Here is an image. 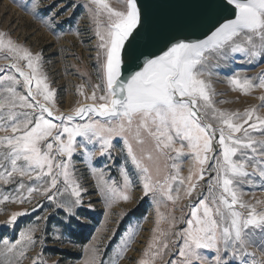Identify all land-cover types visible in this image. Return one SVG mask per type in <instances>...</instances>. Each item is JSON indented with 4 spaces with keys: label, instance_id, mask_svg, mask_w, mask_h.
I'll return each instance as SVG.
<instances>
[{
    "label": "snow or ice",
    "instance_id": "obj_1",
    "mask_svg": "<svg viewBox=\"0 0 264 264\" xmlns=\"http://www.w3.org/2000/svg\"><path fill=\"white\" fill-rule=\"evenodd\" d=\"M117 2L119 9L108 0H70V7L69 0L30 4L29 10L53 30L78 8L86 10L94 25L100 83L85 96L91 103L68 113L55 106L56 90L41 70L42 53L5 40L0 32V49L15 61L0 66V130L5 133L0 136V182L13 185L15 192L0 204L41 197L54 209L45 221L63 213L58 230L63 240L65 231L87 222L85 209L93 208L91 199H83L88 190L69 171L68 160L79 150L111 161L96 173L109 208L130 199L132 177L142 185L143 198L155 201L154 235L137 264H155L165 256L164 264H264V200L243 199L245 185L259 180L264 188V115L259 112L264 96L259 106L243 112L221 110L214 106L217 93L208 78L211 68L232 71L237 60L264 61V0ZM66 9L67 15L58 19ZM19 61H26L29 70ZM8 70L22 81L5 75ZM228 83L241 92L264 89V71L254 78L233 72ZM184 155L191 158L186 177L177 162ZM119 159L124 161L119 166L122 187L110 176L105 180V171ZM182 198L189 212L182 210L179 218L169 213L168 227L162 228L166 217L160 205L175 206ZM37 205L43 208L41 200ZM28 214L12 212L0 222V228L15 234L11 240L0 235L6 257L0 264H21L27 249L35 246L38 221L19 228L20 218ZM39 241L43 245V235ZM258 242L259 257L249 250ZM86 252L84 264H104L95 245ZM32 264L45 262L38 254Z\"/></svg>",
    "mask_w": 264,
    "mask_h": 264
},
{
    "label": "rangeland",
    "instance_id": "obj_2",
    "mask_svg": "<svg viewBox=\"0 0 264 264\" xmlns=\"http://www.w3.org/2000/svg\"><path fill=\"white\" fill-rule=\"evenodd\" d=\"M31 2L32 0H0V32L5 33L4 39H11L33 53H42L41 70L47 77L46 82L50 89L56 90L54 103L60 112H69L78 107L80 103L91 102L85 100V96L91 95V85L100 83V77L97 75L95 61L97 37L88 13L84 8H78L70 20L55 26L53 30L29 10ZM49 2L50 0H40L41 4ZM76 2L86 3L87 0H76ZM108 2L117 9L121 7L117 0H108ZM67 11L66 9L62 12L58 19H63ZM100 21L104 23L106 17L101 16ZM210 59L212 64L217 63L215 58ZM13 62L15 61L8 56L6 50L0 49V66ZM220 63L223 64V61ZM19 64L25 71L29 70L26 61H19ZM231 67L232 71L210 69L211 75L208 78L217 93L214 97L216 101L214 106L221 110L239 112L259 106L260 97L264 96V89L255 87L249 92H241L228 83V77L233 72L241 76L257 77L258 73L264 71V61L246 64L237 60ZM4 74L16 75L17 79L22 81V77H19L14 70H8ZM81 86H83L82 89ZM17 90L21 93L25 91L19 85ZM81 91L84 95H81ZM39 99L42 100V98ZM259 112L264 115V108H260ZM209 122L215 124L211 118ZM3 135L5 133L0 130V136ZM81 139L78 137L77 142L79 143ZM119 147L117 145V155H119ZM89 148H92V145H89ZM95 151L99 153L98 146ZM65 159L68 158L65 157ZM177 162L181 166V174L186 177L191 166L190 156L184 155ZM110 163V160L104 158L87 157L79 150L68 160L69 171L73 173V178L88 190V194L83 199L85 201L91 199L93 208L85 209L87 222L83 226L75 227L71 233L65 231L63 240L59 238L58 231L61 227L60 221L63 213L55 212L47 221L43 219L54 212L53 206L48 201L36 197L31 203L10 200L0 204V222L6 221L12 212L25 210H29V214L20 218L19 228L34 225L38 221L39 230L35 233L37 238L35 246L27 249L21 264H32V258L38 254L41 255L45 264H56L57 261L59 264H84L88 255L86 249H91L93 245L98 249V259H102L104 264H137L154 235L153 229L156 227L157 219L155 201L151 196L143 198L142 185L136 181L135 177H132L133 186L129 192L130 199L120 200L109 208L100 196L96 173L103 165ZM122 163H124L123 159H119L110 171L106 170L105 180L110 176L112 180L119 181L122 187L123 178L119 172V166ZM25 181L27 186H32L26 178ZM259 184L260 181L257 180L251 187L245 185L243 199L264 200V188L259 187ZM6 195L10 197L15 195L13 185H3L0 182V201ZM37 200L42 201L43 208L37 205ZM186 202L187 200L182 198L175 206L172 202L160 205V212L166 217L161 222L162 228L168 227L169 213L179 218L182 210L185 213L189 212V209L183 208ZM33 208L35 211H32ZM73 232H83L84 235L80 237L81 239H75ZM0 235L11 240L15 234L11 229L0 228ZM42 235L43 245L39 241ZM83 238L86 239L85 242L80 241ZM249 250H255L259 257L261 254L259 242ZM69 254L76 257H71ZM167 258L165 256L163 260L157 259L155 264H164ZM5 259L3 250L0 249V261Z\"/></svg>",
    "mask_w": 264,
    "mask_h": 264
},
{
    "label": "water",
    "instance_id": "obj_3",
    "mask_svg": "<svg viewBox=\"0 0 264 264\" xmlns=\"http://www.w3.org/2000/svg\"><path fill=\"white\" fill-rule=\"evenodd\" d=\"M161 3H171V4H179L185 2V0H159ZM91 103V102H90ZM62 113H68L67 111Z\"/></svg>",
    "mask_w": 264,
    "mask_h": 264
},
{
    "label": "trees",
    "instance_id": "obj_4",
    "mask_svg": "<svg viewBox=\"0 0 264 264\" xmlns=\"http://www.w3.org/2000/svg\"><path fill=\"white\" fill-rule=\"evenodd\" d=\"M73 233H75V234H73V236H74V238L75 239H81L80 237H82L83 235H84V233L83 232H79V233H76V232H73ZM80 241H86V239L85 238H83L82 240H80ZM57 251V250H56ZM58 252V251H57ZM59 253V252H58ZM71 257H76L75 255H73V254H69Z\"/></svg>",
    "mask_w": 264,
    "mask_h": 264
},
{
    "label": "bare ground",
    "instance_id": "obj_5",
    "mask_svg": "<svg viewBox=\"0 0 264 264\" xmlns=\"http://www.w3.org/2000/svg\"><path fill=\"white\" fill-rule=\"evenodd\" d=\"M88 103H90V102H88Z\"/></svg>",
    "mask_w": 264,
    "mask_h": 264
}]
</instances>
